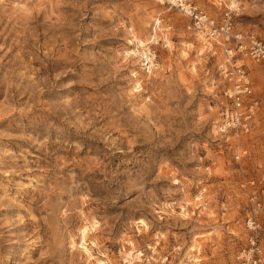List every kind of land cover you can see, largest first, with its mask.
I'll return each mask as SVG.
<instances>
[{
	"label": "rangeland",
	"instance_id": "1",
	"mask_svg": "<svg viewBox=\"0 0 264 264\" xmlns=\"http://www.w3.org/2000/svg\"><path fill=\"white\" fill-rule=\"evenodd\" d=\"M190 1L264 38V0ZM157 18L174 42L148 72L134 43ZM188 26L161 0H0V264L235 259L264 176V63L247 61L254 129L225 134L216 61Z\"/></svg>",
	"mask_w": 264,
	"mask_h": 264
},
{
	"label": "built area",
	"instance_id": "2",
	"mask_svg": "<svg viewBox=\"0 0 264 264\" xmlns=\"http://www.w3.org/2000/svg\"><path fill=\"white\" fill-rule=\"evenodd\" d=\"M167 1L171 8L189 19L188 29L202 38L201 56L215 59L222 83L223 107L221 132L237 137L249 134L255 126L260 100L255 94L251 70L247 63H264V38L235 31L230 12L223 23L190 0ZM161 18L154 23L151 36L141 42L135 40L133 50L142 69L150 72L160 67V50H170L174 42L172 27L165 28ZM249 156V149L241 148L235 155L239 162ZM249 191L243 207L245 238L239 244L230 264H264V176L250 178Z\"/></svg>",
	"mask_w": 264,
	"mask_h": 264
},
{
	"label": "bare ground",
	"instance_id": "3",
	"mask_svg": "<svg viewBox=\"0 0 264 264\" xmlns=\"http://www.w3.org/2000/svg\"><path fill=\"white\" fill-rule=\"evenodd\" d=\"M233 3L236 4L235 1H232ZM234 4V5H235ZM138 87H140V85H138ZM142 221V220H141ZM143 223V222H142ZM88 234V229L87 227L83 229V238H82V242H81V247L85 250V252L89 255V256H93L91 254L90 249L87 247V241H86V237ZM142 252L140 251L139 253L135 254V256H132L133 258H140L142 256ZM197 261H199L198 259H194V260H189V262H192L193 264H197ZM134 262L130 261L129 264H133ZM97 264H106V262H104L103 260L99 259L97 260ZM183 264H187V263H183Z\"/></svg>",
	"mask_w": 264,
	"mask_h": 264
}]
</instances>
